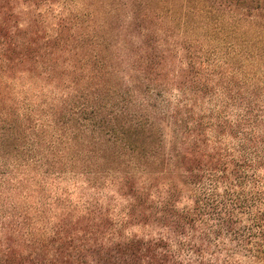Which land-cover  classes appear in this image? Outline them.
<instances>
[{"label": "trees", "instance_id": "trees-1", "mask_svg": "<svg viewBox=\"0 0 264 264\" xmlns=\"http://www.w3.org/2000/svg\"><path fill=\"white\" fill-rule=\"evenodd\" d=\"M0 264H264V0H0Z\"/></svg>", "mask_w": 264, "mask_h": 264}, {"label": "rangeland", "instance_id": "rangeland-1", "mask_svg": "<svg viewBox=\"0 0 264 264\" xmlns=\"http://www.w3.org/2000/svg\"><path fill=\"white\" fill-rule=\"evenodd\" d=\"M170 24L168 23L167 27H169ZM172 28H174V26H171ZM176 33L178 32V30L175 31ZM212 35V34H211ZM211 35H206V36H199V38L195 39L193 42H192V49L193 51L195 52L196 56L199 57L201 55V53H204L205 51H207L205 53V56L211 54L209 50H212L211 48L214 47L216 49H220L221 50V53H226L228 50H227V45L223 44V45H220V48L218 46H214V45H210V40L213 39V38H221L220 37H214V36H211ZM250 35L248 36H245V38H249ZM174 39L176 41H181V35L180 34H177L174 36V31H173V35L170 37V39L166 42H172L173 43V49H174ZM229 40V39H228ZM231 41V40H229ZM231 42H233L235 44V49H239V43L242 42L240 41L239 39H236L234 38ZM241 47V46H240ZM184 52V51H183ZM182 53V52H181ZM174 55V54H173ZM173 59H174V56H173ZM231 63L229 65H225V66H221L219 65V62H213V61H210L211 65H215L217 66V70L219 71H222L223 69L225 68H228V69H231L232 67H235L236 65H238L239 63H241L240 61V57L237 56V57H230L228 59ZM174 64V62H173ZM223 73H226V71H224ZM236 78V77H235ZM234 78V79H235Z\"/></svg>", "mask_w": 264, "mask_h": 264}]
</instances>
